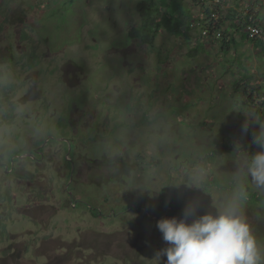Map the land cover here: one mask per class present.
<instances>
[{"label":"rangeland","instance_id":"obj_1","mask_svg":"<svg viewBox=\"0 0 264 264\" xmlns=\"http://www.w3.org/2000/svg\"><path fill=\"white\" fill-rule=\"evenodd\" d=\"M140 1L0 0V162L20 175L0 170V264H154L157 220L215 215L238 190L264 249V188L243 167L264 150V45L162 30L149 47L128 37Z\"/></svg>","mask_w":264,"mask_h":264},{"label":"clouds","instance_id":"obj_2","mask_svg":"<svg viewBox=\"0 0 264 264\" xmlns=\"http://www.w3.org/2000/svg\"><path fill=\"white\" fill-rule=\"evenodd\" d=\"M213 1L204 0L193 7V9L201 12L204 18L195 15L196 21L191 28H193V32L200 31L201 37L203 28H207L206 31L212 28L213 38L220 39L221 30L217 29V26L219 22L223 25L229 22L227 16L230 9L226 10L224 14L220 8L224 6V0H221L217 11L218 18L219 14L220 18L213 20L212 14L214 12L211 11L209 4ZM243 6H245L243 12L242 9L234 8L237 13L236 18L246 15H251L250 19L255 17L250 11L251 4L248 3ZM208 10L211 13L210 16L207 14ZM248 27L260 31V34L253 38L264 40L263 31L258 25H249L243 29V32L247 33ZM195 32L193 36H195ZM217 32L220 33V38L215 37ZM207 41L217 43L209 36H207ZM244 131H247L246 126ZM253 143L264 149V133L254 135ZM243 167L246 173L250 175L252 182L257 187L264 188V150L256 152L246 159ZM244 199H246L245 195L238 190L230 199L221 203L215 215L196 216L197 206L194 203H188L183 209L182 218L173 216L157 220L156 228L161 233L166 247L157 250L154 264H264V249L258 244L250 225L240 211L241 201ZM194 216L195 218L189 223L186 218Z\"/></svg>","mask_w":264,"mask_h":264},{"label":"trees","instance_id":"obj_3","mask_svg":"<svg viewBox=\"0 0 264 264\" xmlns=\"http://www.w3.org/2000/svg\"><path fill=\"white\" fill-rule=\"evenodd\" d=\"M199 4V0H142L136 6L137 13L140 15V26L137 25L132 28L128 33V37L131 40H139L141 43L146 44L149 47H153L155 38L159 32L163 30L173 37L182 38L185 41L190 42L193 38V28H191V26L196 21L191 8L196 7ZM207 14L208 16L211 15L209 10L207 11ZM236 16L237 13L234 10H229L227 19L231 24L230 28H223L222 26L224 25L219 22L217 29L221 30L220 39L213 38L212 28L208 29V36L213 41H217L219 43L221 52H226V49H229L230 47L238 46V42L235 39V36L237 35H234L235 33L240 34L239 39L242 42V45L248 42L256 49L263 47L264 40L262 38H249L248 34L243 32V29L249 25H258L262 29L264 35V26L255 21V17L250 19L251 15L238 18H236ZM203 30H207V28H203L202 31ZM202 48L203 43H199L196 51H200ZM235 87L238 88L237 85ZM237 88L236 91H238ZM262 97L264 98V95ZM263 104L264 102H262V105ZM256 113L261 114V112L257 110ZM259 119L262 120L263 117H259ZM244 149V151H248L246 146H244ZM13 155H11L9 159H11ZM203 185L206 187V184ZM243 188L250 191L248 182L243 185ZM196 193L197 192L194 191L192 192V195H195ZM3 200L5 201L4 195ZM11 200L10 204L17 202V199L15 198ZM245 202L247 201L245 200ZM182 207V202L179 198L172 197L168 200V202L162 200V202L158 205L156 212L159 217H163L165 214L176 215Z\"/></svg>","mask_w":264,"mask_h":264},{"label":"flooded vegetation","instance_id":"obj_4","mask_svg":"<svg viewBox=\"0 0 264 264\" xmlns=\"http://www.w3.org/2000/svg\"><path fill=\"white\" fill-rule=\"evenodd\" d=\"M58 141H61L64 145H68V144H72V141L70 140V139H68V138H62V139H58ZM243 146H242V151H244L243 149H244V146H245V142L243 141ZM41 147V146H40ZM40 147H38L37 149H36V151H35V155H36V157L34 158V160L33 161H31V162H33L34 163V161L35 162H38L39 160H42L43 159V156H42V152H40L41 150H39L40 149ZM34 150V149H33ZM32 150V151H33ZM74 151V150H73ZM70 154H72V151H68V150H66V156H69ZM14 160V159H13ZM1 161V160H0ZM1 169H3V173L5 174V175H7L8 173H14L15 175V178H18L20 175H17V172L14 170V168L13 169H8V164H6V163H3V162H0V170ZM219 188V187H218ZM10 192V195L12 196V192H13V190H11V191H9ZM11 255H13V254H9L8 256H11ZM7 256V257H8Z\"/></svg>","mask_w":264,"mask_h":264},{"label":"built area","instance_id":"obj_5","mask_svg":"<svg viewBox=\"0 0 264 264\" xmlns=\"http://www.w3.org/2000/svg\"><path fill=\"white\" fill-rule=\"evenodd\" d=\"M199 1L201 2V1H204V0H199ZM219 3H221V0H214L213 2H210L209 3L210 6L212 7L211 8V11L214 12L212 14V19L213 20H216V18H218L217 11H218V7L220 6ZM246 32L248 33V35H249L250 38L256 37V36H258L260 34V31L258 29L252 28V27H248L247 30H246ZM201 35H202V37L207 38L208 31L203 30L202 33H201ZM215 37L216 38H220V33L217 32L215 34Z\"/></svg>","mask_w":264,"mask_h":264},{"label":"crops","instance_id":"obj_6","mask_svg":"<svg viewBox=\"0 0 264 264\" xmlns=\"http://www.w3.org/2000/svg\"><path fill=\"white\" fill-rule=\"evenodd\" d=\"M249 4H251L250 7V11L254 14L255 16V21L259 22V24H263L264 23V0L263 2H261V0H249L248 2ZM247 3V4H248ZM246 5V3L242 4V11H244V6ZM218 46V45H217Z\"/></svg>","mask_w":264,"mask_h":264}]
</instances>
